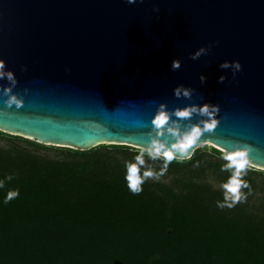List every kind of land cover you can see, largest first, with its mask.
<instances>
[{"label":"water","instance_id":"water-1","mask_svg":"<svg viewBox=\"0 0 264 264\" xmlns=\"http://www.w3.org/2000/svg\"><path fill=\"white\" fill-rule=\"evenodd\" d=\"M0 59L15 76L0 79L1 131L141 148L190 119L184 156L210 142L264 169V0H0ZM235 60V74L221 67ZM9 85L21 106L4 103ZM178 85L192 96H175ZM204 102L219 105L213 128L191 114Z\"/></svg>","mask_w":264,"mask_h":264},{"label":"trees","instance_id":"trees-1","mask_svg":"<svg viewBox=\"0 0 264 264\" xmlns=\"http://www.w3.org/2000/svg\"><path fill=\"white\" fill-rule=\"evenodd\" d=\"M224 153L196 148L133 193L129 150L51 158L10 140L0 145V264H264V171L247 168L251 192L219 207Z\"/></svg>","mask_w":264,"mask_h":264},{"label":"clouds","instance_id":"clouds-1","mask_svg":"<svg viewBox=\"0 0 264 264\" xmlns=\"http://www.w3.org/2000/svg\"><path fill=\"white\" fill-rule=\"evenodd\" d=\"M135 0H128V3H134ZM206 49L201 47L193 54V58L198 57L201 53L205 52ZM5 61L0 59V79L7 78L12 83H15L14 72L5 67ZM231 65L233 69V74L236 71H239L242 67L241 62L239 60L235 61H224L221 64V67L227 68ZM180 66V60L175 59L172 63V68L176 69ZM201 81L205 79V76L201 74ZM220 80L224 79L222 75ZM193 89L191 87H185L184 85H178L174 89V95L177 97H191L193 94ZM11 92V85L4 89L5 100L4 103L8 106L13 104L18 107L23 104V99L16 94L9 95ZM159 108H165L163 104L159 105ZM219 112V105L213 104L211 102L204 103H192L191 114H199L200 120L198 122L211 121V123H207V128H213L216 122V113ZM175 117H184L190 118L189 112H175L173 111ZM191 125V120H183L181 121L177 127L180 131L176 132L175 135L168 132V139L160 137L158 135L151 134L149 142L141 147L138 152L133 157V162H125V180L127 181V186L129 190L133 193H139L142 189V184L147 178H155L159 179L164 172H166L168 164L173 159H187L191 157V153H188V156H184L183 153L187 151L188 144L181 142L183 139V131L188 129ZM177 142H171L172 140ZM145 155L150 160H161L162 164L159 167V170H154L150 164L145 163ZM222 158L226 161L221 166L222 170H229L230 176L227 182H224L220 185V187L224 190L223 201H218L217 204L219 207H233L238 201L246 198V193L241 191V188H248V191L251 192V188L249 187L248 181L242 179L244 175H246V170L252 165L249 162L248 155L245 151H231L224 153ZM199 162H197L198 164ZM143 169V171H141ZM5 179H12V177L6 176ZM4 181L0 180V187H3ZM19 194L18 190L8 191L4 198V203H7L8 200L17 196Z\"/></svg>","mask_w":264,"mask_h":264},{"label":"rangeland","instance_id":"rangeland-1","mask_svg":"<svg viewBox=\"0 0 264 264\" xmlns=\"http://www.w3.org/2000/svg\"><path fill=\"white\" fill-rule=\"evenodd\" d=\"M10 140L20 142L26 146H28L30 149H34L37 153L45 155L47 157L51 158H63L66 156V153L68 152L70 147H65V146H60V145H52V144H44V143H39L31 138L25 137V136H19L16 134L4 132L0 130V145H7ZM95 147H100L104 150H129L134 153V155L138 152L140 148L130 146V145H122V146H114L113 143H101L96 145ZM215 147L212 143L206 142L201 144L198 148L204 150V151H211L212 148ZM217 148V147H216ZM219 149V148H218ZM221 150V149H219ZM223 151V150H221ZM225 152V151H223ZM120 153V152H119ZM227 153V152H225ZM145 163L150 164L154 170H159V167L162 164V161L157 159V160H150L147 155L144 157ZM178 160V159H176ZM259 171H264V169L259 168L257 166L250 167ZM167 172V170H166ZM164 172V174L166 173ZM150 179H155L151 178Z\"/></svg>","mask_w":264,"mask_h":264}]
</instances>
